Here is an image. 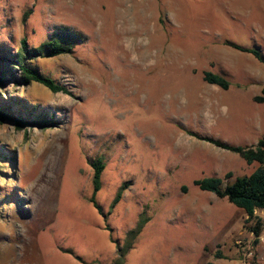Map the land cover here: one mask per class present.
Instances as JSON below:
<instances>
[{
	"label": "rangeland",
	"instance_id": "obj_1",
	"mask_svg": "<svg viewBox=\"0 0 264 264\" xmlns=\"http://www.w3.org/2000/svg\"><path fill=\"white\" fill-rule=\"evenodd\" d=\"M53 38L65 54L26 62L68 93L0 88L16 113L47 119L0 123V264H114L130 234L125 264H264V210L254 245L255 220L195 184L259 167L203 138L264 135V64L226 44L264 55V0H0V45Z\"/></svg>",
	"mask_w": 264,
	"mask_h": 264
},
{
	"label": "trees",
	"instance_id": "obj_2",
	"mask_svg": "<svg viewBox=\"0 0 264 264\" xmlns=\"http://www.w3.org/2000/svg\"><path fill=\"white\" fill-rule=\"evenodd\" d=\"M230 47L247 54L253 55L258 61L264 64V55L258 49L247 48L235 43L226 42ZM20 50L12 51L5 46L0 45V88L11 83H38L53 93L68 91L61 85L57 84L51 77L43 74L37 68H33L26 62L31 57L34 58L37 54L45 53L50 57L63 55L67 52L68 46L65 45L63 39L53 38L44 43L39 49H28L25 40L22 42ZM29 56V57H27ZM21 75L22 79H17V75ZM204 80L213 85H217L224 90L230 87V83L220 75L211 72L205 73ZM256 101L264 102V88L262 96L256 97ZM10 103L0 98V123L9 122L14 124L18 129L26 126H45L47 119L41 116L38 119H28L16 113L12 109ZM204 140L214 144L215 146L238 154L247 163H258L259 167L250 175L237 178L234 182L224 185L223 180L217 177H208L195 182L200 190L214 193L219 198H227L228 201L237 208L242 209L248 216V219L255 220L254 225L250 227L253 233L254 245L259 243L263 221L256 216L258 210H264V135L259 140L257 145L251 147L232 146L227 143L203 138ZM6 155L0 152V158H5ZM94 167V186L95 191L91 197V203L98 210L103 212L102 207L96 200L97 193L101 190L102 175L105 170V165L102 160H98L92 164ZM120 192L114 201L117 204L121 199ZM126 240L125 246H119V257L114 264H125L126 256L129 248L132 245V240L135 235L130 234Z\"/></svg>",
	"mask_w": 264,
	"mask_h": 264
}]
</instances>
